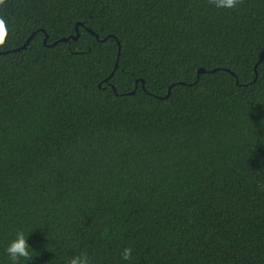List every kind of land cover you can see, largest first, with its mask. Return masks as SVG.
Returning a JSON list of instances; mask_svg holds the SVG:
<instances>
[{
	"label": "trees",
	"instance_id": "1",
	"mask_svg": "<svg viewBox=\"0 0 264 264\" xmlns=\"http://www.w3.org/2000/svg\"><path fill=\"white\" fill-rule=\"evenodd\" d=\"M0 17V264L20 230L25 264H264V0Z\"/></svg>",
	"mask_w": 264,
	"mask_h": 264
},
{
	"label": "clouds",
	"instance_id": "2",
	"mask_svg": "<svg viewBox=\"0 0 264 264\" xmlns=\"http://www.w3.org/2000/svg\"><path fill=\"white\" fill-rule=\"evenodd\" d=\"M5 3L6 0H0V6H4ZM208 3L218 9L235 10L243 3V0H208ZM8 36V24L3 17H0V47H4L7 44ZM27 237L23 230L17 231L15 238L8 244L5 251L10 264H25V262L32 260L34 252L30 249ZM132 251L130 247L124 248L122 251V259L126 261L131 260ZM68 264H92V261L88 253L83 251L72 256Z\"/></svg>",
	"mask_w": 264,
	"mask_h": 264
},
{
	"label": "water",
	"instance_id": "3",
	"mask_svg": "<svg viewBox=\"0 0 264 264\" xmlns=\"http://www.w3.org/2000/svg\"><path fill=\"white\" fill-rule=\"evenodd\" d=\"M33 37V36H32ZM32 37H30L28 39V41L26 42V44L24 46H22L21 48L19 49H16V50H13L14 52H19L21 49H24L30 42V40L32 39ZM78 38V35L74 36L73 39L76 40ZM69 39L68 38H65L63 40H61L62 42H65V41H68ZM57 44V42H55L54 44L50 45V46H55ZM206 71L204 69H202L199 73H205ZM113 88V87H112ZM114 92L116 93V90L113 88Z\"/></svg>",
	"mask_w": 264,
	"mask_h": 264
}]
</instances>
